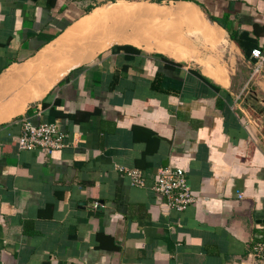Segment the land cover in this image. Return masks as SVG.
<instances>
[{"label":"crops","instance_id":"1","mask_svg":"<svg viewBox=\"0 0 264 264\" xmlns=\"http://www.w3.org/2000/svg\"><path fill=\"white\" fill-rule=\"evenodd\" d=\"M106 33L186 56L102 48ZM256 52L264 0H0V110L44 89L0 123V264H263L252 250L264 239ZM60 53L82 62L64 70ZM23 120L54 124L64 147L20 150ZM160 167L185 173L195 200L183 212L152 191ZM88 202L103 210L90 215Z\"/></svg>","mask_w":264,"mask_h":264},{"label":"built area","instance_id":"2","mask_svg":"<svg viewBox=\"0 0 264 264\" xmlns=\"http://www.w3.org/2000/svg\"><path fill=\"white\" fill-rule=\"evenodd\" d=\"M254 57L257 63L253 69V74H256L264 64V54L256 52ZM64 138V133L60 132L54 124L44 123L34 126L28 120H23L20 134L17 137V146L20 150L40 149L52 153L64 147ZM119 171L127 175L133 187H146V180L141 171L128 169H120ZM151 189L165 201L167 207L177 212H183L195 200L187 184L186 175L181 169L160 167ZM252 250L254 255L264 264V239L255 241Z\"/></svg>","mask_w":264,"mask_h":264},{"label":"bare ground","instance_id":"3","mask_svg":"<svg viewBox=\"0 0 264 264\" xmlns=\"http://www.w3.org/2000/svg\"><path fill=\"white\" fill-rule=\"evenodd\" d=\"M135 5H137V4H135ZM120 7H124L123 5H119V4H116V5H113L112 7H111V9L110 10H101L100 12H96L95 14H93L92 16H91V18H90V20H89V22L92 24V23H94V22H97V21H100L101 19H103L104 17H107V15L108 16H110L111 14H113V12H116V13H119L120 11H119V8ZM139 7H141V5H137V6H134V8L136 9V8H139ZM118 8V9H117ZM131 8V7H130ZM129 8V9H130ZM125 10V9H124ZM127 11V10H126ZM130 11V10H129ZM131 11H133V10H131ZM118 15H116L115 17H117ZM151 16V15H150ZM114 17V18H115ZM152 17V16H151ZM104 20V19H103ZM117 20V19H116ZM83 21H85V20H83ZM88 22V23H89ZM110 23V22H109ZM102 24V23H101ZM79 25H82V22L81 23H79ZM105 25V24H104ZM101 26V25H100ZM81 27V26H80ZM125 27V26H124ZM84 27H81V29H83ZM86 29V28H85ZM89 29V28H88ZM134 29V28H133ZM133 29H131L132 31H133ZM93 30V29H92ZM130 30V31H131ZM88 31V30H87ZM91 31V30H90ZM132 31L130 32L131 33V35L133 34L132 33ZM135 31V30H134ZM94 32V31H93ZM166 33V32H165ZM95 34V33H94ZM102 33H100V35H101ZM117 34V33H116ZM136 34V33H135ZM134 34V35H135ZM95 36V35H94ZM97 36V35H96ZM75 36H73V37H71L67 42H66V44H68V43H70L71 41H73V40H75V38H74ZM103 37H104V39L102 38V42H101V44L99 45L100 47H102V48H105V47H107V46H109L110 44H112L113 42H118V41H120V40H125L126 42H130V43H132L133 45H136V46H138V47H140L141 46V43H140V41H139V38H130V39H121L120 37H118V36H116V37H113V35H111L110 33H106V34H104L103 35ZM130 37H132V36H130ZM151 37L152 38H156V36L153 34V35H151ZM91 39H94V37H92ZM90 39V40H91ZM75 42V41H74ZM74 44V43H73ZM72 44V45H73ZM94 44H96V43H94ZM71 45V46H72ZM83 45V44H82ZM70 46V45H69ZM83 46H85V45H83ZM88 46V45H87ZM81 47V46H80ZM63 46H62V44H61V42H57V44L55 45V50L54 51H56V52H60V51H58V49L59 50H63ZM79 48V47H78ZM84 48V47H83ZM86 48V47H85ZM84 48V49H85ZM152 46H148V47H146V49L147 50H152ZM155 48V50L156 51H159V52H162V53H164V54H167V55H169V56H171V57H176L177 59H181V58H185V56L186 55H184V56H180L177 52H175V51H173L172 49H170L168 46H166V42L165 41H163L161 44H159V45H157L156 47H154ZM74 49V50H73ZM77 49V45H75L74 47H72V49H71V53H74V51ZM78 50V49H77ZM91 50H92V48H91ZM51 54H53V52L54 51H52V50H48ZM83 51V50H82ZM90 51V50H89ZM68 52H70V51H68ZM79 51H76L75 53H78ZM45 53V52H44ZM74 53V54H75ZM93 53V52H92ZM60 54H62L63 55V58H64V61L62 60V59H60V58H58V55H57V59H59L60 60V62L62 63V65H63V69L64 70H66V69H68L69 67H71V66H74V65H77L79 62H82V60H80V59H77V60H75L73 63H72V59L71 58H69V53H60ZM90 55V54H89ZM94 55V54H93ZM44 56H45V54H43L42 56H41V60H43L44 59ZM48 56V55H47ZM72 56H74V55H72ZM75 56H77V55H75ZM47 59H48V57H46ZM86 60V59H85ZM39 60L37 61V63H36V67H41V65L43 64V62L42 61H40L39 63ZM37 89L38 90H35V91H33V92H30V93H28V94H26L25 96H21V97H19V99H18V104H17V106H14V107H10V108H5V109H1L0 110V123L1 122H4V121H6V120H8V119H10V118H12L13 116H15L16 114H18L22 109H24V106H25V104H27V102L28 101H30V100H33V99H37V98H40L43 94H44V89H42V88H38L37 87ZM23 111V110H22Z\"/></svg>","mask_w":264,"mask_h":264},{"label":"rangeland","instance_id":"4","mask_svg":"<svg viewBox=\"0 0 264 264\" xmlns=\"http://www.w3.org/2000/svg\"><path fill=\"white\" fill-rule=\"evenodd\" d=\"M142 40H144V39H142ZM140 43H141V46L140 47H142L143 49H145V50H147L146 49V47H148V46H152L153 48H152V50H147V51H155V48L154 47H156L157 45H151L148 41H140ZM157 52V51H156ZM244 95V97H241L242 98V100H244L245 98L246 99H248V104L250 105V109H249V111L250 112H253L255 115H258L259 113H258V108L257 109H253V103H251V96H249V95H246V94H243ZM261 125H264V114H263V117H261Z\"/></svg>","mask_w":264,"mask_h":264},{"label":"water","instance_id":"5","mask_svg":"<svg viewBox=\"0 0 264 264\" xmlns=\"http://www.w3.org/2000/svg\"><path fill=\"white\" fill-rule=\"evenodd\" d=\"M85 205V204H84ZM102 203L100 204H94L92 202H88L87 203V209L90 215L95 214L94 212H96V214H98L99 212H101L103 210Z\"/></svg>","mask_w":264,"mask_h":264},{"label":"trees","instance_id":"6","mask_svg":"<svg viewBox=\"0 0 264 264\" xmlns=\"http://www.w3.org/2000/svg\"><path fill=\"white\" fill-rule=\"evenodd\" d=\"M158 1H161V0H158Z\"/></svg>","mask_w":264,"mask_h":264}]
</instances>
